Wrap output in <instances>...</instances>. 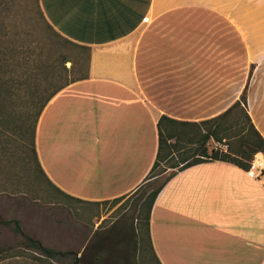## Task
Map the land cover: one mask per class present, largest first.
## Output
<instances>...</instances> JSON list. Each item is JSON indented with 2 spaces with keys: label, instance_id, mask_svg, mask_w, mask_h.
<instances>
[{
  "label": "crops",
  "instance_id": "obj_1",
  "mask_svg": "<svg viewBox=\"0 0 264 264\" xmlns=\"http://www.w3.org/2000/svg\"><path fill=\"white\" fill-rule=\"evenodd\" d=\"M37 4L57 34L89 48L86 78L53 95L34 134L42 175L73 202L127 199L154 161L160 117L212 118L244 86L264 139V44L247 51L219 11L178 0ZM241 55L250 71L237 79ZM148 233L158 264H264V176L220 161L176 171L153 200Z\"/></svg>",
  "mask_w": 264,
  "mask_h": 264
},
{
  "label": "rangeland",
  "instance_id": "obj_2",
  "mask_svg": "<svg viewBox=\"0 0 264 264\" xmlns=\"http://www.w3.org/2000/svg\"><path fill=\"white\" fill-rule=\"evenodd\" d=\"M178 3L225 15L227 25L236 28L237 38L247 51L251 46L264 44V0ZM0 53L5 61L0 78L5 80L26 81L34 74L32 66L38 56L51 66L56 85L78 78L85 71L86 55L46 28L35 0H0ZM62 56L67 60L63 67ZM249 69L244 56H238L237 79L242 73L248 78ZM28 87L27 82L11 92L10 98L0 100V221H17L20 229L43 247L71 251L79 258V264H157L144 244L142 230L137 231L136 218L140 210L142 219L140 205L171 170H165L127 199L115 203L87 205L49 195L47 185L35 172L28 147L32 111L27 103ZM213 146L224 148L210 143L209 147ZM21 245L22 238L12 231V225L0 224V246L18 250ZM66 262L51 260L50 264Z\"/></svg>",
  "mask_w": 264,
  "mask_h": 264
},
{
  "label": "trees",
  "instance_id": "obj_3",
  "mask_svg": "<svg viewBox=\"0 0 264 264\" xmlns=\"http://www.w3.org/2000/svg\"><path fill=\"white\" fill-rule=\"evenodd\" d=\"M35 1L46 28L53 35L80 49L86 55L84 62L85 71L78 78L72 79L64 84L56 85L53 81L54 74L51 66L46 63L47 61L44 58L42 60L38 56L37 61L32 66V73L34 74L29 75L26 81L0 78V100L3 101L7 97L10 98L11 92L20 89L21 85L28 82L30 95L27 103L32 108L29 116L31 124L28 131V147L35 172L47 185L49 195H53V197L58 196L67 201H75L49 184L42 175L34 150V134L40 113L53 95L69 84L86 78L89 48L77 45L57 34L44 20L37 0ZM4 62L0 58V68L4 65ZM65 62L67 60L62 56L60 58L62 67ZM245 90L246 87L244 86L238 99L220 114L197 123L178 122L166 117L159 118L157 122V148L155 158L141 185L155 179L161 173H164L165 170H171V172L161 185L147 195L144 203L140 205L139 209L143 208L142 219L140 220V210H138L136 218L137 231L142 230L144 244L151 253L152 249L148 233L149 211L157 193L170 177L174 175V172L213 161L226 162L242 171H247L249 162L254 154L260 153L264 155V139L255 130L245 111ZM229 141L233 142L228 143ZM210 143L224 145L225 149L223 150L214 146L209 147ZM116 201L113 200L111 203H115ZM0 224L6 227L12 225V231L22 238L21 249L17 250L0 246V264H18L17 259L21 260L19 264H50L51 260H55L57 263L68 260L64 264H79V258L71 251L57 252L51 248L43 247L37 240L26 235L20 229L17 221H0ZM140 261L142 263L143 259L140 258Z\"/></svg>",
  "mask_w": 264,
  "mask_h": 264
},
{
  "label": "built area",
  "instance_id": "obj_4",
  "mask_svg": "<svg viewBox=\"0 0 264 264\" xmlns=\"http://www.w3.org/2000/svg\"><path fill=\"white\" fill-rule=\"evenodd\" d=\"M218 147V146H217ZM225 149V146L223 150ZM249 176L254 178H261L264 176V155L256 153L252 156L246 171Z\"/></svg>",
  "mask_w": 264,
  "mask_h": 264
}]
</instances>
